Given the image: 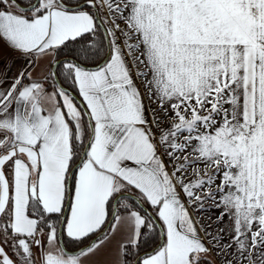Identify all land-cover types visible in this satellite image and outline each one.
I'll list each match as a JSON object with an SVG mask.
<instances>
[{
	"label": "snow or ice",
	"instance_id": "obj_1",
	"mask_svg": "<svg viewBox=\"0 0 264 264\" xmlns=\"http://www.w3.org/2000/svg\"><path fill=\"white\" fill-rule=\"evenodd\" d=\"M0 264H264V0H0Z\"/></svg>",
	"mask_w": 264,
	"mask_h": 264
},
{
	"label": "crops",
	"instance_id": "obj_2",
	"mask_svg": "<svg viewBox=\"0 0 264 264\" xmlns=\"http://www.w3.org/2000/svg\"><path fill=\"white\" fill-rule=\"evenodd\" d=\"M8 55V53L7 52H5V56H7Z\"/></svg>",
	"mask_w": 264,
	"mask_h": 264
}]
</instances>
